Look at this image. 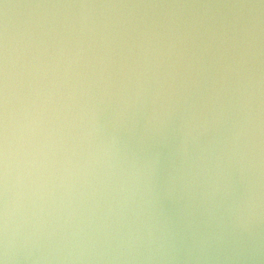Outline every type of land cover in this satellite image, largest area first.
<instances>
[{"label": "water", "instance_id": "95a60500", "mask_svg": "<svg viewBox=\"0 0 264 264\" xmlns=\"http://www.w3.org/2000/svg\"><path fill=\"white\" fill-rule=\"evenodd\" d=\"M0 264H264V0H0Z\"/></svg>", "mask_w": 264, "mask_h": 264}]
</instances>
